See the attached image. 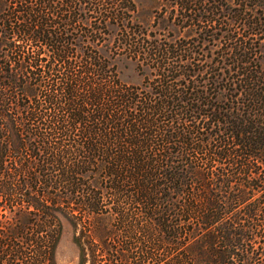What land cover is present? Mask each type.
Listing matches in <instances>:
<instances>
[{"label":"trees","instance_id":"1","mask_svg":"<svg viewBox=\"0 0 264 264\" xmlns=\"http://www.w3.org/2000/svg\"><path fill=\"white\" fill-rule=\"evenodd\" d=\"M164 1L180 9L171 19L198 26V43L135 27V44H122L151 68L138 86L122 82L97 47L84 75L69 71L82 34L94 44L110 26L127 29L135 0H0V264L9 252L14 264H56L62 217L85 218L93 236H110L103 173L116 204L134 205L117 209L119 221L174 249L176 264H253L264 256V0ZM203 34L218 45L206 67L195 48ZM19 36L42 39L68 71L61 104L72 98L67 127H80L85 141L75 146L84 156L68 160L37 143L67 127L40 121L47 108L34 81L42 59L23 50ZM77 83L89 88L86 99L74 96ZM46 98L52 103L50 92ZM61 184L66 196L50 193ZM65 197L85 209L63 210ZM74 241L86 264L93 245L83 234Z\"/></svg>","mask_w":264,"mask_h":264},{"label":"rangeland","instance_id":"2","mask_svg":"<svg viewBox=\"0 0 264 264\" xmlns=\"http://www.w3.org/2000/svg\"><path fill=\"white\" fill-rule=\"evenodd\" d=\"M224 1L229 5H233L235 0ZM165 3L166 1L164 0H135L136 11L132 13V22L127 29L117 25L110 26L109 29L105 30L106 34H104V36L106 38L97 41L98 45L97 43L92 44L90 38H86V35L82 34L84 46L82 49H79L78 51L74 50L73 53L70 54L69 71H72L74 74L77 72V74L84 75L83 71L86 69L87 62L90 61L89 56L97 47L102 55L108 56V59L112 64H116L115 71L122 82L129 85H142L144 77L151 72V68L149 67L150 63L144 61L138 56L135 57L133 54L130 56L128 51L125 50V47H130L129 44H122L126 43V41L135 44L137 41L134 39L135 35L133 31L135 30V27H141L147 33L156 34L159 37L166 35V38L169 40L185 38L190 44L198 43V41L193 42V40L199 38V33L197 32L200 29H198V26H194L193 23L190 22L188 23L190 25L183 26L178 18L171 19L173 14H179L180 9L177 8V10H174L175 13H173L171 12L173 11L172 7L166 8L164 6ZM93 15L99 17L103 16V14L96 13ZM46 16L49 15L46 14ZM50 17L53 20L56 19L57 13L54 12L53 14H50ZM75 29L78 31L79 27L75 26ZM79 34L81 35V32ZM17 38L20 39L19 42H21V48L23 50H36L40 55V59H42L39 61L38 68H36L41 77L34 81L38 89L37 100L42 102L44 107L47 108L44 118L47 121H40L46 123L45 127H51L52 130L55 126L67 127L72 122L71 117L68 115V109L71 110L69 103H71L72 98L68 97V106L61 103L65 99L62 87L67 81L68 71L64 66L58 63V61L51 58L53 48L47 45L42 39L31 41L27 37L19 36ZM201 38H203L202 44H200V46H195V48L198 51L197 56L202 60L201 66L203 65L206 67L205 61L212 60L214 57V49H217L218 45H215L216 42H210L204 39L205 34H203ZM116 49H118V53H115L117 52ZM49 60L50 63L48 62ZM95 77H97V75ZM76 89H78V91L75 90L74 96H76L77 99H79L80 96L85 97V99L88 97L89 88L87 86H79L77 83ZM48 92L52 95V103L46 98ZM21 103L28 105L29 102H27V98L24 97ZM84 141L85 139L80 127L75 130H71L67 127L65 132H60L56 129L45 141H37V143H39L40 147H43L42 149L49 148L54 151L56 150V152L61 151L64 155L63 158L75 160L74 158L82 157L87 154L83 149H80L79 151L76 148L77 146H75L80 144L79 146L81 147V144H83ZM111 144L115 143L112 142ZM66 149L67 152H65ZM101 154L102 151L96 152V156ZM104 177L103 173V176H100V183L98 184V187L103 190L105 196V209L103 208L104 212L102 213H110L109 226L113 233L105 239L93 236V230L90 231L89 226L85 222V218L82 219L81 217V219H72L62 217L60 239L55 250L56 264H80V251L74 241V236L76 234H83V239L91 242L94 247L93 251L91 250L87 253L86 264H91L93 259L99 260V264H176L171 258L175 253L174 249L169 250L163 245H158V243L155 244V242L148 239L138 227H135L136 224L131 221H128L131 224L121 223L119 221L122 211H118L117 209H124L126 212V209L133 210L134 205L128 202L119 205L116 204L117 200L113 196V191L110 190L109 181ZM81 189L82 188L78 187L77 194L81 193ZM49 191L52 194L59 193L62 196H66L68 188H66L64 184H61L50 187ZM61 202L62 204L60 205L63 207V210L70 211L71 213L74 211L73 209L80 208L82 211L85 209V206H83L77 198L65 197L61 199ZM111 207H114L112 208L113 210L107 212ZM74 213L76 214L77 212L74 211ZM129 225L133 231L129 229ZM103 241L106 244V248L102 246ZM6 257L5 264H14L11 252H9ZM263 258L264 256L256 255L253 264H260V262L264 261ZM194 263L197 264L195 260L190 261V259H188L185 261V264Z\"/></svg>","mask_w":264,"mask_h":264}]
</instances>
